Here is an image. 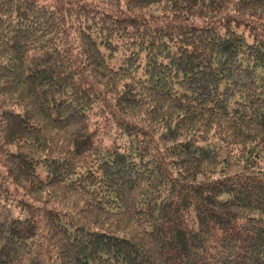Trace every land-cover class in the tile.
<instances>
[{
    "label": "trees",
    "instance_id": "obj_1",
    "mask_svg": "<svg viewBox=\"0 0 264 264\" xmlns=\"http://www.w3.org/2000/svg\"><path fill=\"white\" fill-rule=\"evenodd\" d=\"M0 264H264V0H0Z\"/></svg>",
    "mask_w": 264,
    "mask_h": 264
},
{
    "label": "rangeland",
    "instance_id": "obj_2",
    "mask_svg": "<svg viewBox=\"0 0 264 264\" xmlns=\"http://www.w3.org/2000/svg\"><path fill=\"white\" fill-rule=\"evenodd\" d=\"M166 4H159V5H155V6H150L149 8H147V9H145L146 11H148V12H152L153 14H159V13H161V12H163V10H164V6H165ZM205 5V4H204ZM167 6V5H166ZM199 7V6H198ZM197 9V8H196ZM196 11H198V10H196ZM205 12H206V9H203V14H205ZM39 175H40V177L42 178V179H44L45 177H44V174L41 172V171H39Z\"/></svg>",
    "mask_w": 264,
    "mask_h": 264
}]
</instances>
